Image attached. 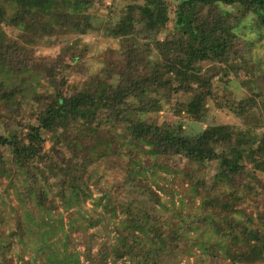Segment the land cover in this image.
I'll return each mask as SVG.
<instances>
[{
	"label": "trees",
	"instance_id": "16d2710c",
	"mask_svg": "<svg viewBox=\"0 0 264 264\" xmlns=\"http://www.w3.org/2000/svg\"><path fill=\"white\" fill-rule=\"evenodd\" d=\"M91 4H0V23L17 28L23 44L51 37L63 44L54 53L34 55L11 50L0 39V104L6 112L0 110V147L9 153L7 161L0 159V176L20 177L19 191L40 208L55 209L58 198L69 210L92 198L88 171L98 159L105 169L120 171L127 179L123 188L132 192L129 202L115 203L102 193L92 198L94 209L100 206L114 219L113 240L100 242L95 264L109 258L149 264L197 244V228L208 226L221 241L222 255L242 260L257 252L264 259V67L243 79L246 95L236 98L225 88L250 54L245 27L264 30V0H127L115 23L104 22L106 35L121 48L114 80L96 76L80 87L65 72L85 56L73 35L94 28ZM171 22L176 36L165 33ZM27 76L44 79L50 88L34 92L32 102L24 99ZM208 98L232 110L248 129L209 122L197 134H185L181 118L202 119ZM159 111L166 113L163 119L138 117ZM46 132L58 139L49 149ZM127 137L146 143L145 160L115 152L116 141ZM107 151L113 157L108 164ZM158 170L186 186L189 210L172 199L166 207L164 194L149 196L134 183L153 182L163 190L155 183ZM0 264L14 263L1 254Z\"/></svg>",
	"mask_w": 264,
	"mask_h": 264
},
{
	"label": "rangeland",
	"instance_id": "374dc122",
	"mask_svg": "<svg viewBox=\"0 0 264 264\" xmlns=\"http://www.w3.org/2000/svg\"><path fill=\"white\" fill-rule=\"evenodd\" d=\"M87 1L92 3L88 9V13H92L88 20L90 19V25L94 28L88 29L83 34L73 35L76 45L86 49L85 56L73 65L71 71L65 72L69 83L80 87L96 76L109 81L114 80L116 76L114 66L120 56L121 48L117 40L106 35L104 22H109V25L115 23L127 0H102V4L93 0ZM4 2L7 0H0V4ZM171 16L173 17L172 13ZM249 21V18L245 19V25H248ZM174 25L175 23L171 22L169 31L165 33L176 36L178 32ZM0 28L2 30L0 39L3 38V44L14 51L23 52L26 49L31 54L39 55L51 54L63 47L56 37L35 39L33 45H26L22 43L17 28L5 22L0 23ZM247 28L248 26L245 27L246 36L251 42L250 54L241 59L243 67L240 76L231 77L225 85V88L236 98L247 94L243 79L254 75L259 65L264 67V30L247 32ZM26 79L28 89L24 92V99L29 102L33 101L34 92L41 93L50 89L44 79H40L39 82L30 76ZM218 84L223 87L220 81ZM206 105L207 110L202 119L181 118L180 122L185 134L195 135L209 122H229L248 129L240 124L239 118L232 110L216 107L213 99L208 98ZM0 110L6 115L2 103ZM165 115L164 111H159L149 114L140 113L138 117L159 120ZM45 134L46 148L49 149L58 139L55 135L47 132ZM146 149V143L130 141L129 137L123 141L118 139L114 146L115 152L119 154L131 152L140 160L147 158ZM109 151L104 158L107 159L106 164L111 163L113 158ZM0 155L2 160L9 159L8 150L5 148L0 147ZM88 172L91 175L88 179L93 196L97 197L102 193L105 199L111 195L115 203L118 202L117 200L123 203L130 201L132 192L127 187L123 188L122 182L127 179L122 180L120 171L105 169L103 160L98 159ZM158 174L159 178L156 176L155 183L161 185L163 190L153 182L147 184L145 181L135 180L134 183L149 196H153L154 193L164 194L163 201L166 207H171L172 199L175 206L182 204L183 210H189L192 206L189 203L191 193H187L186 186L172 174L161 170H158ZM132 181L133 179H130V182ZM23 183L18 176L12 179L0 176V256L1 254L11 256L14 264H19L20 260H25L27 264H95L96 249L100 242L113 240L114 219H111L107 212H103L100 206L96 209L92 207L93 196L80 206H73L69 210L61 205L58 198L55 199L57 204L55 209L40 208L35 204L32 196L26 198L19 191ZM192 210L194 211L195 207H192ZM117 215L120 216V213L118 212ZM92 221L95 223L90 224ZM197 230L194 234L198 240L197 244L164 253L149 264H264V259L261 260V255L257 252L242 260H233L229 255H222L221 241L212 229L208 226ZM125 261L124 258L116 261L109 258L106 264H124Z\"/></svg>",
	"mask_w": 264,
	"mask_h": 264
}]
</instances>
